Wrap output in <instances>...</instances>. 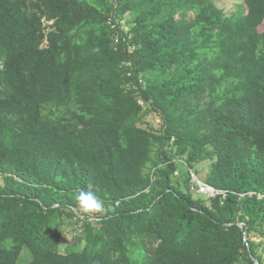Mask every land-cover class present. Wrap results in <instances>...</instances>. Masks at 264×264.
<instances>
[{"label": "trees", "instance_id": "trees-1", "mask_svg": "<svg viewBox=\"0 0 264 264\" xmlns=\"http://www.w3.org/2000/svg\"><path fill=\"white\" fill-rule=\"evenodd\" d=\"M242 1L0 0V264H264V0Z\"/></svg>", "mask_w": 264, "mask_h": 264}, {"label": "rangeland", "instance_id": "rangeland-1", "mask_svg": "<svg viewBox=\"0 0 264 264\" xmlns=\"http://www.w3.org/2000/svg\"><path fill=\"white\" fill-rule=\"evenodd\" d=\"M216 4L217 6L222 9L224 11V13L227 15L228 13L230 12H235L237 10V7L240 6L241 8H245L243 6V1L242 0H216ZM158 117L155 115V114H150V116H148L145 121L148 123V124H151V125H154L155 123V120H157ZM206 166V163L204 164H201L199 166V168L201 170H204L203 168H205ZM187 171V169L183 166H179V169H178V173L179 174H186L185 172ZM203 174L205 176V174H207V171H203ZM199 175L200 179H202V175ZM186 177V175H184ZM199 179V178H197ZM198 191V190H197ZM198 194V193H197ZM200 195L202 196H205V197H208V195L206 194H203L202 192L200 193ZM256 241L258 242L259 239H256Z\"/></svg>", "mask_w": 264, "mask_h": 264}, {"label": "clouds", "instance_id": "clouds-1", "mask_svg": "<svg viewBox=\"0 0 264 264\" xmlns=\"http://www.w3.org/2000/svg\"><path fill=\"white\" fill-rule=\"evenodd\" d=\"M75 198L85 214L103 212V203L92 191L80 190Z\"/></svg>", "mask_w": 264, "mask_h": 264}, {"label": "built area", "instance_id": "built-area-1", "mask_svg": "<svg viewBox=\"0 0 264 264\" xmlns=\"http://www.w3.org/2000/svg\"><path fill=\"white\" fill-rule=\"evenodd\" d=\"M190 175H191V183L193 185V188L196 190L198 194L202 192L203 194H206L209 197H214V195H216L215 190H212L210 187L200 182L193 173H191Z\"/></svg>", "mask_w": 264, "mask_h": 264}, {"label": "water", "instance_id": "water-1", "mask_svg": "<svg viewBox=\"0 0 264 264\" xmlns=\"http://www.w3.org/2000/svg\"><path fill=\"white\" fill-rule=\"evenodd\" d=\"M212 189V188H211ZM212 190H214V189H212ZM240 227H241V225H239Z\"/></svg>", "mask_w": 264, "mask_h": 264}]
</instances>
